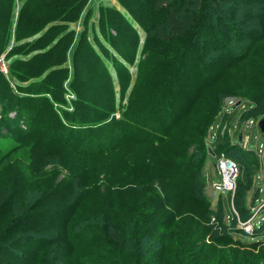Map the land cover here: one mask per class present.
I'll use <instances>...</instances> for the list:
<instances>
[{"label":"rangeland","instance_id":"rangeland-1","mask_svg":"<svg viewBox=\"0 0 264 264\" xmlns=\"http://www.w3.org/2000/svg\"><path fill=\"white\" fill-rule=\"evenodd\" d=\"M99 1L88 0V6L90 3L89 7L93 9L89 19L91 22H95L98 16ZM104 1L107 6L114 5L121 9L118 0ZM148 1L130 0L136 14L151 26L150 38L146 46V59L142 62L139 98L149 96L151 88L161 86L167 81L171 82L175 89L182 86L180 94L185 95L187 92L192 96L195 95L189 101L190 103L193 101L189 110L181 114L174 132H170V139L160 145L126 143L108 154L95 152L88 155L75 153L65 146L46 145L44 141L32 133H28L26 122L18 120L21 116L20 106L10 100L9 91L0 69V119L4 117L9 119L5 122L8 130L13 127V133L11 132V137H8L10 139L7 144L15 143L17 145L8 156L7 154L0 155V187L9 188L14 194V199L10 201L9 209L4 214L3 224L12 216L24 211L27 213L35 211L36 215L42 211H49V215L45 217L48 227L43 229L42 226H45L43 223L35 222L33 229L45 231L44 234L50 231V234H55L53 237L57 240L56 245L51 247L46 244L34 245L31 242H23L21 247L25 255L28 256L27 264H264V246L250 248L216 240V236L224 228L223 223L230 222V227L238 226L240 228L243 221L252 216L253 211L259 207L260 210L264 209V161L260 155V148L264 143V133L258 127V122L262 118L260 113L251 112V97L242 96L246 89H264V42L257 45L255 41L253 43L255 46L251 50L253 45L250 41L249 49L253 55L248 61L231 62L232 64L228 63L222 66V73L214 83L206 88H200L194 93L195 87L198 86L197 77L199 74L197 75L196 72H194L196 74H183L184 77L180 75L178 79L176 76L173 77L172 73L179 63L183 62L185 51L183 54L181 50L185 48L184 40H188V35L192 33L199 0H172V4L167 7L169 10L177 11L183 24L180 41L169 40L165 37L168 23L166 19H163L162 12L155 13L160 18L159 22L149 18ZM80 5L81 0H37L30 5L29 11L22 17V21L24 25L28 26L56 18H62L66 20L65 22H69L75 17ZM235 5L238 8L237 18L239 17V20L247 24L257 21L259 24L261 23V19L264 17V5L261 7L254 3L255 7L247 9V7L233 2L227 4L225 9L231 11L236 7ZM4 20V5H1L0 28ZM78 22L79 20L75 23L69 22L76 28V31L81 28ZM213 24L224 32L230 28L222 22L216 24L214 21ZM138 30L142 37L143 30L141 28ZM120 33L124 37L123 46L126 51H129L133 37L127 28L120 27L119 22H112L107 32H99L95 27L91 29L89 26L86 29V39L88 44L94 48L95 56L102 57L113 75L115 72L112 67L113 60L107 50L114 52L108 38L114 36V39L120 40ZM191 38V41L198 39L200 44L194 42L197 43V48L194 46L195 51L186 53L185 58L194 60L198 57L196 62L200 72L204 70L207 72L212 66H216V63L221 62L219 58L224 52L222 45L209 42L208 35H206V39L201 36ZM243 41L230 40L228 45L230 44L232 51L240 50L244 45ZM215 47L218 49L215 50ZM57 52L59 53V51ZM46 64L44 63L33 70L27 68L28 70L24 71L25 75L38 74ZM94 69L96 70L93 73H87L81 69L78 77L84 82L80 87L84 103L82 107L98 111L96 104L92 105V99H104L108 85H106L102 74L99 73V67L96 66ZM187 71L188 69L184 72ZM118 88V86H114V91H117ZM73 97L70 93L65 94L61 104L54 103V108L64 115L65 110L71 109ZM116 97L119 102V95L117 94ZM49 99L54 101L52 96ZM234 100H238L234 107L226 110L228 112H224L220 121L216 120L212 123L215 114L220 112V110L216 112L217 107L225 110L228 105H233ZM167 104L168 100L155 99L151 104L149 117L166 113L162 107L166 109ZM181 112L182 110L177 111L173 115ZM44 115L49 118L46 113ZM114 115L119 118L120 111H115ZM39 122H43L41 116L38 117L37 124ZM203 127L206 130L207 148L212 146V143L209 145L208 142L210 132L224 136L225 141L228 139L235 141L237 133L242 131L244 137L248 139L242 147L252 151L257 158L256 169L252 172L247 165L238 162L237 173L233 176L234 189L229 193H221L223 196L218 199L223 210L220 222L213 217L208 219L205 216H198L197 203L188 201V197H196L195 191L200 194L198 197H204L203 202L204 200L210 201V204L212 202L214 189L212 183L208 182V175L207 172L205 175L204 168L205 186L197 187L187 195L181 193L170 182L167 173L168 185L171 189L170 195L179 197L182 201V206L179 208L181 214L175 218L172 215V221H174L171 228L165 229L158 226L156 229H151V238L146 241V238H140L139 241L137 240L139 246L131 244L129 239H126L121 245L110 241L106 237L110 232L103 230L101 226L108 219L121 226V230L129 226V229L126 230V233L130 232L129 236L134 232L132 222L138 226L140 223L147 222L148 224L156 219L155 214L147 215V211L151 209L155 200L153 184L145 189L141 188L135 191L134 186L142 182L146 184L147 180L151 181L153 174H162V169L175 167L176 162L183 158L187 149L185 142L192 141L190 138L192 134ZM63 136L66 137V134L63 133ZM63 136L58 140H65ZM78 142L76 141V143ZM206 163H210L211 166L215 165V155L209 154ZM206 169H208L207 166ZM214 173L213 180H220L217 170H214ZM158 181L154 183V186L157 187L156 191L160 192L163 187L162 182ZM80 190H83L82 194L78 192ZM107 212L110 213L108 218ZM170 212L172 213L173 210ZM207 227L214 232L215 239L209 238ZM138 231L140 232V230ZM86 232H89L94 238L83 236L82 233ZM262 232L264 233V224L260 225L257 234L260 235ZM239 236L245 241H251L253 238L245 234H239ZM23 261L20 264H23Z\"/></svg>","mask_w":264,"mask_h":264},{"label":"trees","instance_id":"trees-1","mask_svg":"<svg viewBox=\"0 0 264 264\" xmlns=\"http://www.w3.org/2000/svg\"><path fill=\"white\" fill-rule=\"evenodd\" d=\"M36 1L0 0V6L4 5L5 11L3 27L1 26L0 28V58L4 55L8 69L6 75L2 71L1 75L8 88L10 100L20 106L21 116L18 120L27 123L28 133L30 132L38 139L44 141L46 145L65 146L72 149L75 153L87 155L95 152L108 154L126 143L157 146L168 141L171 136L170 132H174L181 114L189 110L193 103V101L191 103L189 101L195 95L192 96L187 92L185 95L180 94L182 86H178L175 89L172 83L167 81L161 86L151 88L149 96H145L142 99L139 98L142 62L146 59V46L150 38L151 26L132 9V2L130 0H118L121 7L119 9L114 5L107 6L104 0H100L98 2V16L95 22H91L89 21L93 10L89 7L91 4L89 3L88 6V0H81V5L75 17L70 20L74 23L79 20L78 23L81 28L76 31V28L70 25L69 20V22H65L66 20L62 18L50 19L36 25H24L22 17L29 11L30 5ZM171 1L149 0L147 3L150 10L149 18L159 22L160 18L156 14L162 12L163 19H166L168 23L165 37L169 40L180 41L183 24L177 11L167 8L172 4ZM198 2L197 17L191 30L192 33L188 35V40H184L185 48L181 50L183 54L185 51L183 62L179 63L172 73V76H176V78L180 75L193 74L194 72L197 75L199 74L197 77L198 86L195 87L194 93L198 89L206 88L214 83L216 78L222 73V66L231 62L248 61L253 55L251 50L255 46L253 45L255 41L257 45L264 42V17H262L260 24L258 21L247 24L239 20V17L237 18V5L231 11L225 9L227 4L233 2L239 3L243 7H247V9L255 7L254 3L263 7L264 0H199ZM116 21L120 23V27L124 26L129 30L133 40L129 45V51H126L123 46L124 41H122L124 37L121 33L120 40L114 39V36L108 38L111 49L114 52L107 50L113 60L112 67L115 69L113 75L102 60V57L95 56L94 48L87 42L86 29L89 26L91 29L95 27L99 32H107L112 22L116 23ZM214 21L216 24L225 23L230 27L229 30L227 32L222 31L213 24ZM247 25L250 26L248 27ZM203 27L204 29L202 30ZM138 28H141L144 32L142 37ZM206 35H208L209 42H216L220 46L222 45L224 52L219 58L221 62L216 63V66H212L207 72L205 70L200 72L197 69L198 65L196 62L198 57L191 60V58L187 59L185 56L186 53L189 54L195 51L194 46L197 48V43L194 42L200 44L198 39L191 41V37L199 38L201 36L206 39ZM234 39L237 42L238 40H244V45L240 50L232 51L230 44L228 45V42ZM250 41H252L253 45L251 50L249 49ZM216 49L218 47H215ZM44 63L47 64L38 74L25 75L24 71H27V68L30 70L37 69ZM95 65L99 67V73L102 74L106 85H108V91L105 93L104 99H92V105L96 104L98 111L82 107L84 103L82 102V89L80 87L84 82L78 77L82 70L87 71V73L95 72ZM186 69L188 71L184 72ZM114 86L119 87L117 91H114ZM161 88H163L162 91ZM127 92L128 94L126 95ZM67 93L72 94L74 97L71 99V109L65 110L63 115L58 109L54 108V103L57 105L61 104ZM117 94L119 95V102H117ZM50 96L54 98V101L49 99ZM242 96H250L252 99L250 104L251 112L260 113V117L264 118V89H246ZM161 98L168 100V107L166 109L162 107V110H165L166 113L158 116L156 114L152 118L149 117L152 102ZM44 108L45 110H43ZM219 108L217 107L216 112L219 110L220 112L218 114L214 113L215 116L212 123L216 120L220 121L225 114L222 108ZM117 110L120 111L119 118L114 115ZM180 110H182L181 113L173 115V113H177ZM44 113L49 118H46ZM168 115L170 117H167ZM39 116L42 117L43 122L37 124ZM175 116L177 117L175 118ZM8 120L5 117L0 119V155L2 154V156L6 154L8 156L17 146L15 143L12 145L7 144L8 139H10L8 137H11L13 133V127L8 130V126L5 125ZM63 133L66 134V137L63 136ZM62 136L65 140L59 141L58 139L62 138ZM223 137L217 136L210 149V147H206V130L204 127L192 134L190 137L192 141L189 143L185 142L187 149L183 158L179 160L180 162H176L175 167L162 169V174H153L151 181L147 180L146 184L142 182L134 186L135 191L136 189H145L150 184H153L155 200L151 209L147 211V215L155 214L156 219L148 224L147 222L140 223L138 226L132 222L134 224V232L130 236L128 235L130 232L126 233L129 226L121 230V226L117 225L115 221L108 219L104 222L105 224L101 225L103 230L110 232L106 237L118 245H121L126 239H129L131 244L138 245L140 238H146L145 241L151 238V229H156L158 226L165 229L171 228L174 221H172V215L175 218V216L181 214L179 208L182 206V201L181 198L170 195L169 191L171 189H169V180L167 178L169 177L170 182L181 193L186 195L197 187H204L206 179L203 175V168L209 154L223 153L234 160L237 165L239 164L238 162H242V165H247L251 169L250 172L256 169L257 158L252 151L243 148L236 141L229 139L225 141ZM76 141L80 142L76 143ZM167 173L169 174L168 177ZM158 180L162 182L161 185L163 187L160 192L156 191L157 187L154 186V183ZM78 192L82 194L83 190ZM194 195L196 197L190 196L188 201L197 203L198 216H205L208 219L213 217L219 221L223 215L219 201L216 206H211L210 201L204 200L203 202L204 197H198L200 194L195 193V191ZM13 199L14 194L9 188L0 187V264H20L23 260V264H27L29 259L21 247L23 242H31L34 245L46 244L51 247L56 245L57 240L53 237L55 234H50V231L44 234L45 231L41 232L38 229H33L35 222L43 223L45 225L42 226L44 227L43 229L48 227L45 217L49 215V211H42L38 215H36L37 212L34 213L35 211L29 213L24 211L12 216L3 224L4 214L9 209L10 201ZM170 210H173V212L171 213ZM107 213L109 214L108 218L110 213ZM261 215H264V210ZM35 218L37 219L35 220ZM262 224H264V217L259 226L255 228L251 241H245L239 236L243 232L238 226L230 227V222L223 223L224 228L216 236V240L250 248H260L264 246V233L262 232L258 235L257 231H259V227ZM207 228L209 238L215 239L214 232L210 231L209 227ZM137 231L139 232L138 237L136 235ZM204 231L206 234V227ZM82 234L85 237L94 238L89 232Z\"/></svg>","mask_w":264,"mask_h":264},{"label":"built area","instance_id":"built-area-1","mask_svg":"<svg viewBox=\"0 0 264 264\" xmlns=\"http://www.w3.org/2000/svg\"><path fill=\"white\" fill-rule=\"evenodd\" d=\"M0 62H1L0 63L1 71L6 73L7 65L5 64L3 58H1ZM237 101L238 100H234L232 103L233 105H228L226 109L224 108L225 110H223V112H228L226 110H229V108L232 109V107H234ZM216 126L218 127V125ZM239 133L242 134L241 141L238 142L237 139L235 141L244 147L248 139L244 137V133L242 131H240ZM239 133H237V136ZM217 136L218 135L215 132L210 136L208 140L209 145L213 143V141L217 138ZM214 155L216 157V163L214 167L217 170V173L220 175V180L214 181L212 183V187L214 191L219 192V193L232 192V190L234 189V185H235V180L233 176L237 173L238 165L234 162V160H232L231 158H229L227 155L223 153H218ZM260 155H261L262 160L264 161V143L261 145ZM263 210L264 209L260 210V207L257 208L256 211H253V214L251 217L243 221V224L240 225V230L243 232V234L250 235V236L253 235L255 228L259 226L262 218L264 217V215H261Z\"/></svg>","mask_w":264,"mask_h":264},{"label":"crops","instance_id":"crops-1","mask_svg":"<svg viewBox=\"0 0 264 264\" xmlns=\"http://www.w3.org/2000/svg\"><path fill=\"white\" fill-rule=\"evenodd\" d=\"M240 132V131H239ZM212 134H211V132H210V136H211ZM206 166H207V168L208 169H206ZM209 168H211V169H209ZM214 170H216L215 169V167H214V165H210V163H205V166H204V172H205V175H206V172H207V175H208V182H210V183H213L215 180H213V176H214ZM214 194H213V198H212V202H211V206H216L217 204H218V199H220L219 197L221 196H223L221 193H218V192H216V191H214L213 192ZM217 195V196H216Z\"/></svg>","mask_w":264,"mask_h":264},{"label":"water","instance_id":"water-1","mask_svg":"<svg viewBox=\"0 0 264 264\" xmlns=\"http://www.w3.org/2000/svg\"><path fill=\"white\" fill-rule=\"evenodd\" d=\"M258 127H259L260 131L262 133H264V118L260 119V121L258 122ZM241 137H242V134L239 133L238 136H237L238 142L241 141Z\"/></svg>","mask_w":264,"mask_h":264}]
</instances>
